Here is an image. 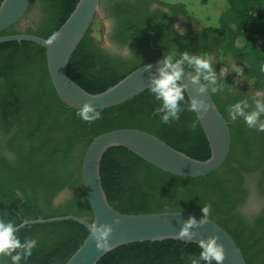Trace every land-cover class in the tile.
<instances>
[{
    "label": "trees",
    "instance_id": "obj_1",
    "mask_svg": "<svg viewBox=\"0 0 264 264\" xmlns=\"http://www.w3.org/2000/svg\"><path fill=\"white\" fill-rule=\"evenodd\" d=\"M78 1L34 0L26 16L38 10V21L25 29L17 24L0 36L25 33L47 39L66 22ZM125 1L114 2L110 13L124 30L143 33L146 24L136 23L127 15ZM160 3L188 15L183 3ZM227 3L220 26L202 28L198 35L202 39L209 34L216 36V58L221 66L234 69L238 62L243 75L236 74L254 89L264 91V0ZM91 33L92 29L68 69L69 77L87 92H104L147 64L120 68L116 60L94 50L96 40ZM166 45L154 42L165 53L169 49ZM192 49L201 50L198 46ZM211 95L231 131L230 152L219 170L205 177H179L157 169L125 148H113L101 163L103 187L110 205L122 214L203 215L202 207L211 204L209 219L228 232L246 263L264 264V132L249 129L243 119L231 121L225 103L215 93ZM158 107L160 102L147 90L122 105L102 110V118L88 124L76 115L78 110L67 107L58 97L44 48L31 42L0 44V218L20 223L76 216L92 224L81 164L93 139L114 130L144 131L193 159L207 160L211 150L200 123L195 130L191 128L196 114L185 110L178 121L163 124L160 116L154 115ZM252 179L254 196H259L262 207L255 217L248 218L238 205L248 198L244 188ZM88 234L86 227L72 220L27 225L18 233L20 239L34 238L38 245L20 264H65ZM200 251L196 244L176 240L135 243L111 251L98 264H190L189 255L198 257ZM0 264H11V260L0 257Z\"/></svg>",
    "mask_w": 264,
    "mask_h": 264
},
{
    "label": "water",
    "instance_id": "obj_2",
    "mask_svg": "<svg viewBox=\"0 0 264 264\" xmlns=\"http://www.w3.org/2000/svg\"><path fill=\"white\" fill-rule=\"evenodd\" d=\"M34 0H3L0 4V33L19 24L29 11ZM102 0H79L66 22L57 32L59 39L53 46H47L46 39L25 33L0 36V44L9 42H31L46 50L47 68L51 82L60 100L69 108L79 110L85 103L91 102L97 110H105L122 105L148 90L149 76L155 73L159 65L151 64V71H143L140 66L106 91L91 94L75 83L68 74L70 61L84 37L92 29ZM188 70L185 69L184 83H188ZM197 86L189 85L187 96H195ZM204 98L211 110L199 123L208 140L211 155L205 161L191 158L160 138L135 129H120L101 134L93 139L81 164L82 182L93 213V223L108 224L113 227L111 250L101 252L96 249L90 237L89 222L76 216L57 217L25 221V226L72 220L89 230L87 238L65 264H98L111 251L130 244L162 242L166 240L182 241L177 238L182 222L189 217L197 221L202 215L183 212H165L154 214L129 215L116 211L109 203L101 178V163L104 155L113 148H125L157 169L171 175L184 178L205 177L219 170L225 163L231 148L229 122L224 118L211 93ZM119 220V224L114 221ZM92 223V224H93ZM197 233L192 242L198 245L201 239L218 236L222 244L225 260L222 264H247L233 238L216 222L209 219L203 227L193 229ZM185 243V242H184Z\"/></svg>",
    "mask_w": 264,
    "mask_h": 264
},
{
    "label": "clouds",
    "instance_id": "obj_3",
    "mask_svg": "<svg viewBox=\"0 0 264 264\" xmlns=\"http://www.w3.org/2000/svg\"><path fill=\"white\" fill-rule=\"evenodd\" d=\"M6 3V0H5ZM183 34V30H180ZM60 32H53L44 43L51 47L59 39ZM176 48V46H175ZM155 73L149 76V92L160 102L154 115L160 116L161 123L169 124L178 121L182 111L196 114L191 123V128L196 129L198 122L204 119L211 105L202 98L205 94L223 92L225 87H231L224 83L228 69H220L219 75L215 71L214 56L211 53L193 54L189 51L182 53L169 50L164 54L162 60H158ZM153 65L143 66V71H151ZM185 69L188 70V83H184ZM239 76L243 75V68L237 67L234 71ZM189 85L197 86L195 96L186 99ZM184 107H181V104ZM226 111L231 121L243 119L249 129H256L264 132V92L256 91L251 94V103L248 98L239 100L227 106ZM76 115L84 122L92 124L102 118L101 111L97 110L91 102L85 103ZM202 218L197 221L195 217H189L182 222L181 230L177 238L185 243L192 242L197 233L193 229L203 227L209 222L211 204L202 207ZM25 221L16 223L14 219L0 218V257H9L11 264H20L21 260L31 257L33 250L38 245V240L25 237L23 241L18 233L25 227ZM119 224V220L114 221ZM90 237L94 240L96 249L101 252L111 250L110 240L112 239L113 227L108 224L93 223L89 225ZM219 237L211 236L207 240L201 239L198 243L200 248L199 256L189 255L190 264H222L225 260V252L222 244H218Z\"/></svg>",
    "mask_w": 264,
    "mask_h": 264
},
{
    "label": "flooded vegetation",
    "instance_id": "obj_4",
    "mask_svg": "<svg viewBox=\"0 0 264 264\" xmlns=\"http://www.w3.org/2000/svg\"><path fill=\"white\" fill-rule=\"evenodd\" d=\"M116 1L103 0V5L101 6L104 18L108 22V31L105 45L93 37L96 40L93 43L94 50L99 55L111 61L112 59L116 60L115 62L120 68L124 66L131 68L138 64L162 60L165 51L162 47H155L154 42L158 44L164 42L169 48L168 51L175 49L180 53L189 51L193 54H213L215 71L219 75L220 69L223 67L216 58L217 37L209 34L207 38L202 39L198 34L203 27L196 26L194 22L183 25L181 21L186 17L182 16L181 9L163 6L159 0H126L124 10L127 15L131 16L136 23L144 22L146 24L142 30L143 33L138 34L131 29L124 30L121 28L118 20L110 13L109 8ZM180 30H183V34H181ZM172 33L176 35L174 36ZM170 37L173 40H169ZM148 40H151V42H148ZM195 46L200 47L201 50H193L192 48ZM224 83L231 87V90L225 87L223 92L215 94L218 95L220 101L225 103L226 107L245 98H248L251 103V94L258 91L252 85L242 81L237 74L229 69L228 74L224 78ZM239 120L241 119L237 121ZM252 176H257V173H253ZM246 184L244 190L248 198L245 202L242 201L238 205V210L246 217L253 218L258 214L262 205L254 197L253 179L252 184L250 180ZM73 206L77 209L81 208L78 204Z\"/></svg>",
    "mask_w": 264,
    "mask_h": 264
},
{
    "label": "rangeland",
    "instance_id": "obj_5",
    "mask_svg": "<svg viewBox=\"0 0 264 264\" xmlns=\"http://www.w3.org/2000/svg\"><path fill=\"white\" fill-rule=\"evenodd\" d=\"M164 3L175 4V3H183L186 6V11L188 13L187 17L184 18L181 22L183 25H187L192 22L190 19H194L200 23V26L203 28L208 27H219V20L221 16L226 12L228 8L227 0H208L207 3H203L202 0H159ZM39 11H33L28 16H25L24 19L19 23V27L21 29H25L27 27H32L33 21H38ZM108 31V22L104 18V15L101 11V7L98 11L94 24L92 26V37H94L97 41L101 42L103 45L107 43ZM238 66V62L235 63V67L230 68L229 70L232 72L235 71V68ZM235 73V72H234ZM236 74V73H235ZM242 81L245 82L244 79L240 77ZM246 83V82H245ZM252 85V83H250ZM62 196L55 198V203H58ZM255 197V196H254ZM255 199L259 202V196H256Z\"/></svg>",
    "mask_w": 264,
    "mask_h": 264
}]
</instances>
